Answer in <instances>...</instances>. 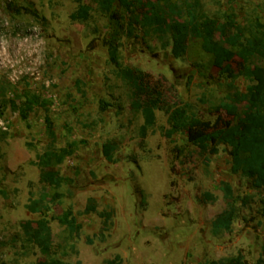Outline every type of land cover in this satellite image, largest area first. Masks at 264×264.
I'll return each mask as SVG.
<instances>
[{"label": "rangeland", "instance_id": "1", "mask_svg": "<svg viewBox=\"0 0 264 264\" xmlns=\"http://www.w3.org/2000/svg\"><path fill=\"white\" fill-rule=\"evenodd\" d=\"M162 1L199 2L201 16L231 20L246 30L264 23V0ZM83 2L92 9L85 23L70 18L78 0H0V264L41 261L25 229L42 218L52 230L53 258L70 264L256 263L264 247V190L232 173L225 147L210 155L183 134L166 138L165 112H156V126L142 138L144 119L133 104L145 102L146 94H135L133 85L140 83L131 86L122 69L142 71L145 84L171 103L190 105L205 120L238 123L221 104L235 92H247L250 84L259 94L264 66L252 68L251 83L240 59L221 62L193 38L186 40L185 55L175 58L171 46L164 47L168 37L140 25L131 33L130 15L119 3L112 21L101 13L99 0ZM32 96L41 105L25 122L11 103L23 105ZM47 117L59 147L84 141L56 169L71 184L40 182L37 162L49 144ZM108 143L118 147L114 163L103 154ZM222 182L235 190L238 217L230 232L215 233L213 221L227 206ZM44 193L50 211L30 213V198ZM205 193L215 201L206 200ZM91 200L97 210L87 213ZM70 208L82 225L78 235L60 222ZM101 213L112 214L108 226Z\"/></svg>", "mask_w": 264, "mask_h": 264}, {"label": "trees", "instance_id": "2", "mask_svg": "<svg viewBox=\"0 0 264 264\" xmlns=\"http://www.w3.org/2000/svg\"><path fill=\"white\" fill-rule=\"evenodd\" d=\"M117 3L127 15H130L128 28L131 33L135 26L140 25L143 29L154 31L161 37H168L169 40L164 47L171 46L175 58H182L185 55L186 40L193 38L201 40L203 52L221 62L232 63L236 58L240 59L247 69L246 74L251 83L252 68L264 66V23H256L246 30L231 20L222 21L217 17L201 16L198 12L199 2L179 4L162 0H99L98 4L102 14L110 17L112 21H117L114 10ZM91 11L89 5L83 0H78V8L70 18L74 22L85 23L91 18ZM120 25V21L115 24L116 31L120 29ZM113 41L115 42L114 36ZM117 49L118 44L114 45L113 61H116ZM122 72L129 79L131 86L137 84L134 83L136 80L140 83L133 85L136 86L135 94L138 92L146 94L145 102L137 99L133 104V109L144 119L141 127L142 138H146L148 131L156 126V112H165L170 126L164 133L166 138L172 139L176 134H183L191 144L204 146L209 150L210 155H217L220 147H225L232 158V173L251 180L255 188L264 190V88L256 95L254 85L250 84L247 92H235L230 102L221 104L223 111L238 118V123L226 121L221 117L212 122L200 117L190 105L166 100L156 87L144 83L142 71L125 68ZM40 105L36 96H32L23 105H18L16 100L11 103L14 110L21 112L22 120L25 122ZM45 105L46 103H42V106ZM46 123L49 144L37 162V166L42 169L40 182L49 186L71 184L74 181L62 176L56 169L67 158L72 157L84 141H73L65 147H59L58 135L52 119L47 117ZM117 150L118 147L114 143L105 146L103 154L108 162H115ZM221 191L227 206L213 221L215 233L230 232L238 217L234 188L231 184L222 182ZM204 197L210 202L216 199L211 193H205ZM93 202L91 200V204L87 207V213L96 212ZM50 204V196L44 193L38 199L31 197L26 209L32 214H43L50 211ZM100 216L104 219V225L108 226L112 214L101 213ZM60 222L71 235H78L82 230V225L71 208L61 215ZM25 234L27 240L40 251L42 259L38 264H70L53 258L52 230L46 218L27 222ZM63 256H67V252H64ZM211 264H235V262L232 259H223ZM254 264H264V247L262 257Z\"/></svg>", "mask_w": 264, "mask_h": 264}]
</instances>
